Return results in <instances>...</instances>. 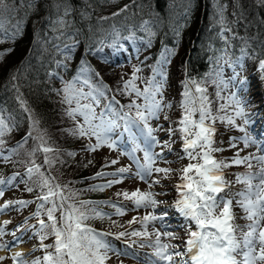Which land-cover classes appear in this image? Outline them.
<instances>
[{"label":"snow or ice","instance_id":"snow-or-ice-1","mask_svg":"<svg viewBox=\"0 0 264 264\" xmlns=\"http://www.w3.org/2000/svg\"><path fill=\"white\" fill-rule=\"evenodd\" d=\"M261 3L264 4V0ZM5 7V0H0V11ZM126 8L120 9V12ZM68 12L69 9L65 8L64 15H68ZM217 16V22L225 31H230L224 21L222 5ZM65 23L63 19L56 21L60 27ZM0 28H3L2 24ZM142 28L150 36L156 35L148 21H143ZM19 34L17 25L13 35ZM115 36L119 37V32ZM134 38V33L127 37ZM224 39L227 43V38ZM111 47L118 52L121 48L119 40L114 39ZM221 51L222 55L215 59V63L233 66L234 75L231 79H238L234 66L237 62L229 58L226 49ZM174 54L175 50L165 48L160 60L151 67L150 78L139 76L138 73L143 69L135 65L130 78L121 77L122 85L115 92L130 98L125 104L116 100L114 94L110 98L107 96L112 91L107 85L91 83L93 70L90 66H82L80 74L72 80L64 81L62 89H53L62 95L61 103L67 105L65 114L73 121L72 128L62 131L75 139L95 140V143L86 144L83 151L92 153L107 147L120 151L121 155L127 156L132 162L114 171H105L120 163L117 159L106 160L101 169L88 178L105 182L92 184L86 189L72 187V182L61 183L57 176L52 175L53 171H59L56 165L67 163L61 158L62 155L74 157L76 153H62L47 129L41 126L39 115L19 96L20 104L30 121L29 130L22 142L18 141L14 148L7 149L8 155L5 156V138L11 136L15 125L13 118L5 116V110L0 108V158L11 162L12 155H20L24 145L32 141L33 147L26 153L28 159L24 162L27 179L22 178L21 182L25 183L26 192L36 194L33 200H10L0 205V215L10 210L22 211L30 204L36 205L32 215L24 217L14 230H7L11 221L0 223V251L12 252L19 244L26 243L24 236L29 232L32 233L29 241L33 238L39 240L38 246L27 254L12 252L10 257L0 256V264H4L7 259H11L13 264H108L113 256L140 259L136 248L152 250L144 254V264H264V141H259L248 132L252 120L237 93H230L228 103L220 104L218 112L213 109L215 101L211 99L206 85H216L215 96L224 99L221 91L227 89L229 83L220 78L222 70L215 71V78L210 80L205 78L197 81L188 77L183 81L182 100L178 102L181 109L179 119L174 120L165 114V109L174 107L173 103L165 99L164 92L167 82L165 66L171 63ZM3 58L4 53L0 52V61ZM258 66L264 72V59L258 61ZM94 75L99 76V73ZM138 80L144 81L143 89L138 86ZM190 85L195 86L194 90ZM84 87L89 90L85 91ZM102 101L106 103L98 112L97 108ZM229 108L231 114H227ZM161 118L168 122L167 128L159 123ZM154 122L158 126H154ZM217 122L243 133L241 136H231L228 148L236 149L238 142H242L245 148L255 146L257 153L261 154L241 157L237 151L230 163L218 159L215 154L228 149L216 144ZM159 132H164L168 139L161 141L157 136ZM177 138L182 142V152L173 150L172 145ZM126 143H130L131 147H126ZM157 147L161 151L157 152ZM165 149L175 155L176 160H167ZM37 153L43 155L41 164H37L34 158ZM137 153H142L143 157ZM185 157L193 162L179 169L156 166L157 160L179 164ZM253 161L256 162V170H253ZM92 163L89 160L83 166L88 167ZM232 165H245L248 169L246 173L236 174L235 183L244 185L241 190L233 191L232 182L225 178L224 170ZM174 172H178L180 182H174L171 191L178 193V197L174 198V203H167L158 197L168 194L165 187ZM156 174H161L160 178L153 179ZM19 176L21 174L17 172L7 179L0 177V198L4 197ZM126 180L141 182L148 190L136 187L131 191H117L114 194L116 199L80 198L83 192H105ZM154 187L159 190L153 191ZM234 203L246 214L241 218L249 223H235L237 216L233 211ZM165 204L166 207H161ZM105 207L112 211H105ZM169 208L184 218V224L180 225L183 236L168 230L170 224L166 223V218L170 215ZM140 210H143V215H133L126 223L113 219ZM31 219H36L37 223H29ZM94 221H107L111 227L121 230H100L92 226ZM130 225L139 226L128 227ZM9 235L13 237L12 241L4 239ZM49 238L52 242L45 243ZM165 239L177 243H166ZM116 241L121 242L123 247H118ZM37 251H42L43 255L28 258Z\"/></svg>","mask_w":264,"mask_h":264},{"label":"trees","instance_id":"trees-1","mask_svg":"<svg viewBox=\"0 0 264 264\" xmlns=\"http://www.w3.org/2000/svg\"><path fill=\"white\" fill-rule=\"evenodd\" d=\"M216 1L5 0L7 7L0 11V24L3 25V28H0V52L4 53V58L0 61V108L5 110V116L13 118L15 125L11 136L5 138V146L13 144L15 147L18 141L22 142V138L29 130L30 121L18 96L22 97L39 115L41 126L47 129L49 136L55 141V146H58L62 153L69 152L70 146L86 145L87 140L75 139L62 131L72 128L73 121L65 114L67 105L61 103L62 95L53 91V89H62L64 81L72 80L80 74L82 66H90L93 70L91 83L107 85L112 90L107 96L110 98L114 94L116 100L125 104L130 98L122 97L115 92V89L122 85L121 77L130 78L135 65L143 69L138 73L139 76L150 78L151 67L160 60L165 48L175 50V54L171 56V63L165 66L167 82L164 90L165 99L174 105L172 109H165V114L174 120H178L181 115L178 102L182 100L183 81L188 77L197 81L205 78L210 80L215 78V71L233 70V66L229 64L215 63V59L222 55V49H226L229 58L237 62L234 66H239L241 61H244L243 70L241 68L235 70H241L236 74L238 77L241 75L248 77L250 73L264 83V72L258 66V61L264 59V4L261 0H222L233 6V14H230L235 19L232 25L225 22L231 29V35L225 36L223 27L217 22L219 17L214 5ZM125 6H127L125 11L120 12ZM65 8L69 9L66 16ZM113 13L119 14L113 15ZM61 17H64L66 23L64 28L59 30L55 22ZM143 21L149 22L152 32L156 33L155 36H150L143 30ZM17 25L20 34L13 35ZM116 32H119V37L115 36ZM133 33L135 38L127 39ZM224 37L227 38V43ZM114 39L119 40L120 49L127 58H131L126 60L127 63L118 65L111 61L109 56ZM131 54L134 56H130ZM115 66H118V69ZM94 73H99V76H95ZM13 76L16 77L15 80L12 79ZM137 84L141 89L145 87L143 80H138ZM190 87L194 90L195 86L190 85ZM206 87L211 99L215 101L213 109L218 112L220 104L228 103V90L223 89L221 96L224 99H218L215 96L216 85L208 83ZM84 90L89 89L84 87ZM253 102L252 99L251 102L247 101L249 109V104ZM261 102L264 103V94ZM103 103L106 101H102L101 106L97 108L98 112L102 110ZM231 112V108L227 109V114ZM159 123L163 124L164 128L169 126L163 118ZM155 124L157 123L154 122ZM216 127V144L220 146L218 143L221 139L223 140L225 135L235 129L219 122ZM176 143L181 146L178 138L173 145ZM32 145V141H29L24 148H32ZM235 155L228 154L224 160L230 163L229 157ZM61 158L67 161L63 166L56 165L61 176H64L66 181L71 179L72 184L75 181L73 185L79 189L90 186L88 184L85 186L82 180L92 177L103 164L102 162L97 166L92 163L84 167L83 165L88 163L85 160L79 159L80 161L73 162V157L67 155ZM14 160L7 173L14 172L13 169L25 171V165H21L25 164L26 157ZM189 161L185 157L179 164L165 165L175 169L177 166L179 168L185 166ZM231 167L224 170L227 180L232 175ZM91 181L94 184L103 182L102 179ZM175 181L180 182L178 177ZM83 193L88 196L81 199H116L111 193ZM94 227L107 231L121 230L100 221H96ZM47 242L51 243L52 239L49 238Z\"/></svg>","mask_w":264,"mask_h":264},{"label":"rangeland","instance_id":"rangeland-1","mask_svg":"<svg viewBox=\"0 0 264 264\" xmlns=\"http://www.w3.org/2000/svg\"><path fill=\"white\" fill-rule=\"evenodd\" d=\"M215 9L216 12H218L219 7L222 5L223 6V11H224V21L226 23H229L230 25H232V23H234L235 19L234 16H232L230 13H232L233 10V6L229 5L226 1H222V0H217L215 2ZM233 14V13H232ZM60 19H64V17H61ZM56 20V19H55ZM58 20V19H57ZM56 20V21H57ZM56 24V22H55ZM56 27L59 30H62L64 28L60 27L59 25H56ZM230 28V26H229ZM223 34L225 36H230L231 32L230 31H225L224 28H222ZM138 46V45H136ZM111 48V47H110ZM111 55L109 56L111 61L114 62L115 64H122L123 62L127 63L126 60L131 59V58H127L126 54L120 49L118 52L115 49H111ZM130 56H134V54H131ZM241 61L239 66H235V67H239L241 68V70H243V64ZM116 68L118 66H115ZM118 69V68H117ZM240 70V71H241ZM247 70V69H245ZM240 71H235V73L237 74ZM248 72V71H247ZM234 75V71L231 70H224V72H222V76L224 81L229 83V95L230 93H237L238 96H240V98L242 99V101L245 103L246 105V111L248 112L252 123L248 126V132L256 139H258L259 141H264V105L260 104V106L258 107L255 106L258 103H261V99H262V95L264 94V83H262V80H260L259 78H257L256 75L253 74H248V77H243V75H241V77H239L236 80H232L231 77ZM244 81H246V83H243ZM248 95L247 98L243 99V94ZM249 98L252 99V101L254 100L253 103H250V109L246 104V101H249ZM251 102V100H250ZM254 108V109H253ZM82 120V118H80ZM154 126H158L157 124H155ZM234 133H237V135H233V134H227L223 137V140L221 139V141L218 143L221 147H224L226 149H228L227 151L220 153V154H216L217 158H222L225 159L227 158L228 154H236L237 151H239V154L241 157L249 155V154H261V153H257V149L255 146H250L248 148H245L242 142H238V147L236 149H230L228 148V144H229V138L231 136H241L243 135V133H240L237 129H235V131H233ZM158 138L163 141L165 139H167L166 135L163 134L162 132L157 133ZM125 140L127 139V134L125 133ZM91 143H95V140L93 139L92 141H88ZM180 144L182 146V142L180 141ZM85 146V144H84ZM83 147H78L76 146H70L69 147V152H75L76 155L73 157V162H78L80 160H85V162L87 163L89 160H91L93 162V164H97V166H99V164H103L106 162V160H111V159H117L120 161V163L118 165L112 166L111 168H107L106 171H114L116 168L121 167V166H127L130 165L132 162L131 160L127 157V156H123L120 154V151H113L111 149H108L107 147H102L101 149L97 150L96 152H86L83 151L82 149ZM126 147L130 148L131 145L130 143H126L125 145ZM178 143V149H175L174 152H182V147H181ZM33 147V145H32ZM14 148V145L12 144V146H5V156L8 155L7 149H11ZM28 148V147H27ZM27 148H23L20 150V155H12L11 157V162L5 161L2 158H0V177L2 178H9L11 177L15 171L19 170V169H13L14 172H9L7 173V170L9 169V166L11 165V163H13L15 160V158L17 159H21L26 157V160L28 159L26 153H27ZM29 150L31 149L28 148ZM28 150V151H29ZM66 150V151H68ZM157 152L161 151V149L159 147H157L155 149ZM165 155H169L171 153H169L168 151L164 152ZM137 155L141 156V158L143 157L142 153H137ZM63 156V155H62ZM234 156H230L229 159L231 160ZM36 160L37 164H41L43 162V155L40 153H37L36 156L34 157ZM80 159V160H79ZM25 160V161H26ZM193 161H189L187 163H190ZM75 164V163H74ZM102 164V165H103ZM166 162L161 161V160H157V167H166ZM20 165V164H19ZM25 164H22L21 166H24ZM101 165V166H102ZM182 165V164H181ZM177 166V165H176ZM253 170H256V162L253 161ZM47 166H45L46 169ZM16 168V167H15ZM175 169H179V167L177 166ZM231 176L229 177V181L232 182V190L236 191V190H241L244 188L243 184H239V183H235L236 181V174L237 173H246L248 171L247 167L245 165H232L231 167ZM133 171H135V166L133 165ZM18 173L21 174V176L17 177L16 181L13 182V186L9 187V189L5 192L4 197L0 198V205H3L6 201H16V200H33L35 198L34 194L32 193H28L25 191V183L21 182L22 178L23 179H27L26 177V172L23 170L17 171ZM52 175H55L58 177V179L60 180L61 183H69L72 182V180L70 179L69 181L64 180V176H61L60 170L57 171H53ZM161 174H156L153 179L156 178H160ZM178 177V172H174L172 174V178L171 180L168 182L167 186L165 187V191L168 193L166 196L163 197H158L161 200L166 201L167 203H174V198L178 197V193L171 191V187L173 186V183L175 181V179ZM76 179V178H75ZM77 180V179H76ZM84 181V183L86 184L85 186L88 185H92L94 184V182H92L91 180L85 179L82 180ZM99 181V180H98ZM75 182V181H74ZM73 182V184H74ZM104 182V180H103ZM101 182V183H103ZM163 183V181H162ZM72 183L70 184V186H74ZM100 184V183H99ZM75 187V186H74ZM89 187V186H87ZM136 187H140L143 190H148L147 186L144 185L141 182H133V181H125L123 184L121 185H117L114 186L111 189L106 190L105 192H103L104 194L107 193H111L113 196H115L114 194L117 191H122V190H134ZM76 188V187H75ZM153 191H158L159 188L158 187H154L152 189ZM29 194V196L27 195ZM88 194L82 193L80 198H84L87 197ZM8 197V198H7ZM7 198V200H6ZM127 203V202H126ZM167 204L165 205H161V207H166ZM36 209V205L35 204H30L27 208H24L22 211H15V210H10L8 212H6V214L4 215H0V223H2L5 220L11 221L10 224L7 225V230L8 231H12L15 229V227L24 219V217L27 216H31L32 213L35 211ZM105 211H112L111 209L105 207L104 209ZM170 215L166 218V223L170 224V228L168 229L169 231H174L176 234L183 236L184 233L183 231L180 229V225L184 224V218L182 216H180L178 213L175 212L174 209L169 208L168 209ZM233 211L235 213V215L237 216V219L235 220V223L237 224H247L249 223V221H247L246 219H242L241 217L245 216L246 214L243 212L242 209L239 208L238 205H233ZM133 215L136 216H141L143 215V210H140L139 212H130L128 213V215L124 216V217H113V219L119 220L121 223H126L127 220L131 219ZM36 219H31L29 220V223L31 224H36L35 223ZM105 223H108L107 221H104ZM93 227L94 225L96 226V221L92 222ZM139 225H130L128 227H138ZM99 227V226H98ZM157 227H159V225H157ZM151 231V227L149 229ZM162 231L164 229H161ZM17 235H19V233H17ZM32 233L29 232L27 235L24 236V240L26 241V243H22L19 244L18 247L21 248V252L24 253H29L35 246H38L39 244V240L38 238H33L31 241H29V236H31ZM5 240L10 241L13 240V237L11 235L4 237ZM166 243H177V241H173V240H168L165 239ZM45 243H48L47 240L45 241ZM116 245L118 247H123V245L121 244V242L116 241L115 242ZM136 251L140 253V259H136V258H132V257H126L124 259H121V257H116L113 256L112 259H110L108 261V264H144V254L145 253H149L152 250L149 248H144V249H139L136 248ZM12 253L11 252H6V254H4L3 256H11ZM43 252L42 251H37L35 252L33 255L29 256V259H32L34 256H42ZM1 256V255H0ZM4 264H13L11 259H7L4 261Z\"/></svg>","mask_w":264,"mask_h":264},{"label":"bare ground","instance_id":"bare-ground-1","mask_svg":"<svg viewBox=\"0 0 264 264\" xmlns=\"http://www.w3.org/2000/svg\"><path fill=\"white\" fill-rule=\"evenodd\" d=\"M21 250H22V249L19 248V247L17 246V247H15V248L12 249V252H21ZM12 252H11V253H12ZM4 254H6L5 251H0V255H1V256H3Z\"/></svg>","mask_w":264,"mask_h":264}]
</instances>
